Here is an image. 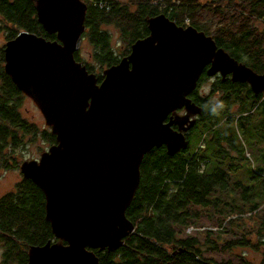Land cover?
<instances>
[{"label":"trees","instance_id":"1","mask_svg":"<svg viewBox=\"0 0 264 264\" xmlns=\"http://www.w3.org/2000/svg\"><path fill=\"white\" fill-rule=\"evenodd\" d=\"M246 1L245 8L250 17H245L244 11L235 17H224L235 18L237 25L246 21V27L229 28L226 38L215 35L212 38L231 57L253 73L262 75L264 0ZM83 4L80 38L87 39L92 47V63L84 62V65L88 73H94L95 67L100 69L96 83L103 80L109 67L130 54L137 41L150 35L149 21L153 17L164 14L180 26L187 21L205 33L221 11L219 4L199 0H83ZM38 8V0H0V32L6 34L8 40L23 31L57 41V31L46 28L39 18ZM109 27L117 30L119 44H112ZM4 49V46L0 47V167L8 169L17 164V150L25 144L28 136L39 134L52 146L58 144V139L54 131H38L24 117L21 111L23 89L6 70ZM77 52L74 50L72 56L78 63ZM208 76L205 67L195 89L187 96L195 109L184 132L187 144L172 153L162 144L143 155L140 180L125 210L134 230L123 237L121 245L116 248H88L98 264H264L245 260L217 263L204 255L195 236L187 234L190 227L202 228L195 222L211 208L219 214L223 209L242 214L257 210L264 202V164L256 165L253 160L249 163V157L245 155V148L251 146L253 138L258 139L259 134L264 139V90L255 92L247 80H234L229 74L217 73L212 76L208 93L202 95L199 86ZM217 98L223 106L213 116L204 106ZM253 114L256 115L253 120L257 122L249 123ZM221 124L226 128L219 131ZM173 128L179 130L176 125ZM199 141L203 144L199 145ZM263 158L264 153H261L259 162ZM243 165L248 166L247 180L232 182L230 173ZM258 184L263 190L257 189ZM219 192L237 193L241 206L226 201L222 203ZM46 205L43 189L24 176L12 189L0 195V264H30L28 248L58 240L63 246L67 245L65 240L53 234ZM180 229H184L186 237H177ZM249 241L245 239L246 244ZM208 242V248L215 247L214 243ZM260 242L264 245V239Z\"/></svg>","mask_w":264,"mask_h":264},{"label":"water","instance_id":"2","mask_svg":"<svg viewBox=\"0 0 264 264\" xmlns=\"http://www.w3.org/2000/svg\"><path fill=\"white\" fill-rule=\"evenodd\" d=\"M38 2L40 20L64 45L26 33L5 46L6 70L21 89L43 99L54 123L58 144L22 173L45 192L52 232L68 244L32 247L33 264H98L88 248H116L134 230L125 210L143 155L162 144L171 153L186 145L166 119L189 103L202 70L230 72L255 92L264 90V74L239 65L193 26L159 14L149 21L150 35L95 83L72 56L84 6L76 0Z\"/></svg>","mask_w":264,"mask_h":264},{"label":"rangeland","instance_id":"3","mask_svg":"<svg viewBox=\"0 0 264 264\" xmlns=\"http://www.w3.org/2000/svg\"><path fill=\"white\" fill-rule=\"evenodd\" d=\"M80 4H83V0H76ZM122 1V0H120ZM200 2H208L212 1L215 5L219 4L220 14L219 17H215L210 27L203 32L205 35L210 36L213 35L220 36L222 38H226L227 31L229 28H244L246 27V21H241L239 25L235 24V18H224V17H235L242 14L241 11H244L243 15L245 17H250L249 10H247L246 0H199ZM40 6V4H39ZM238 8L240 10H238ZM201 11H203L201 9ZM253 18V17H251ZM254 19V18H253ZM251 21V20H250ZM174 22V21H173ZM252 22V21H251ZM185 24L182 27L192 26L190 22H184ZM176 24V23H175ZM255 24L261 26L258 22ZM178 25V24H177ZM251 25V23H249ZM180 26V25H178ZM112 32V44H119V35L117 30L114 27H109ZM26 32L20 31L18 32V36L12 40H20ZM213 39V38H212ZM6 34L0 32V47H5L8 42ZM58 44L64 45L63 38H59L57 41ZM224 51H226L223 48ZM76 51L79 54V66L86 70L84 62L90 65L92 63V59L90 57V52L92 51V47L89 44L88 40L85 38H80L78 45L76 47ZM127 57V56H125ZM124 57V58H125ZM264 59V55L262 60ZM236 60V59H235ZM239 65H244L236 60ZM245 66V65H244ZM87 71V70H86ZM94 73H88L89 76L95 78L97 77V73H99L100 69L95 67L93 69ZM226 76L227 74L231 75L230 72L219 71L215 74ZM227 73V74H225ZM225 74V75H224ZM214 75V74H213ZM211 74L203 80L200 84V94L205 95L208 93L210 84L212 79ZM96 83V82H95ZM21 111L26 117L27 120L32 122L38 129V131L50 130L54 131V123L47 119L46 107L43 99L39 97L37 94L32 91L23 90V98ZM195 113V109L190 103L182 104L177 110H173L169 114V120L172 121L173 125L179 127V132H185V129L192 121V117ZM256 115L253 114L248 120L249 123H256L257 120L255 118ZM247 120V121H248ZM226 126L221 124L218 127V130L221 131L225 129ZM258 139L253 138L251 146H246L245 155L249 157L248 162L250 163L252 160L257 165L264 164V158L262 162H259V158H261V153H264V139L260 137L258 134ZM201 140V139H200ZM259 140V141H257ZM187 144V143H186ZM203 144V141H199V145ZM192 146V145H191ZM52 148L51 143L48 140H45L40 137L39 134L34 137L28 136L25 140V144L17 150V155L15 156L16 165L8 169H4L0 167V195L12 189L13 186L22 179L23 170L26 165L32 162H39L40 158L48 153ZM235 157H238L236 153L232 152ZM240 161V160H239ZM241 162V161H240ZM243 162V161H242ZM247 165H243L236 172L230 173V179L232 182L237 180H247L246 168ZM261 177V176H260ZM230 182V185L233 183ZM257 189L263 190L262 186L258 184ZM222 199L221 202L224 201L229 203H236L241 206V201L238 200L237 193L236 195L233 192L230 193H218ZM244 208H247L244 207ZM223 213L219 214L216 212V209L211 208L204 213L196 220L195 225L202 227L200 229H193L191 232H187V234H191L190 236H195L201 243L202 248L204 249V255L208 259H212L217 263L231 261L233 263H239L242 261H250L253 263H264L263 259V247L264 245L260 242L261 239H264V202L260 204V207L254 211H246L245 213H229L225 209L222 210ZM222 221L220 223V219ZM223 223V224H222ZM184 233V229H180L177 237H186ZM250 239L249 243L246 244L245 239ZM64 240V238H58ZM215 244V247L208 248L210 246L209 242ZM68 244V243H67ZM63 246L60 240L55 241L53 243H49V247L51 249L58 248ZM29 256H30V264H33V260L35 257V252L31 248H28ZM2 249L0 248V263L2 261Z\"/></svg>","mask_w":264,"mask_h":264},{"label":"clouds","instance_id":"4","mask_svg":"<svg viewBox=\"0 0 264 264\" xmlns=\"http://www.w3.org/2000/svg\"><path fill=\"white\" fill-rule=\"evenodd\" d=\"M223 102L218 98L211 101L210 104L204 106L205 110L208 111L211 115H217L218 112L222 109Z\"/></svg>","mask_w":264,"mask_h":264},{"label":"built area","instance_id":"5","mask_svg":"<svg viewBox=\"0 0 264 264\" xmlns=\"http://www.w3.org/2000/svg\"><path fill=\"white\" fill-rule=\"evenodd\" d=\"M192 229H193V228H192V227H190V228H188V230H187V231H188V232H191V231H192Z\"/></svg>","mask_w":264,"mask_h":264},{"label":"flooded vegetation","instance_id":"6","mask_svg":"<svg viewBox=\"0 0 264 264\" xmlns=\"http://www.w3.org/2000/svg\"><path fill=\"white\" fill-rule=\"evenodd\" d=\"M238 10H240V9L238 8Z\"/></svg>","mask_w":264,"mask_h":264}]
</instances>
